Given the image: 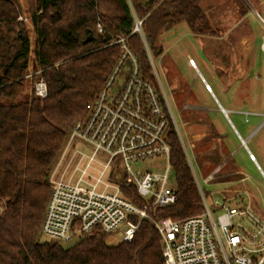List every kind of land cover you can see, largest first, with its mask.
<instances>
[{
  "label": "trees",
  "instance_id": "obj_1",
  "mask_svg": "<svg viewBox=\"0 0 264 264\" xmlns=\"http://www.w3.org/2000/svg\"><path fill=\"white\" fill-rule=\"evenodd\" d=\"M26 1L33 47L20 0H0V264H164L161 235L147 219L131 241L114 245L102 231L72 243L41 239V226L68 134L124 51L115 41L124 37L141 75L158 87L148 49L161 53L160 35L180 22L197 35L213 33L202 0ZM40 78L47 96L26 97V79L33 85ZM168 141L178 199L152 212L177 220L200 213L203 201L172 120Z\"/></svg>",
  "mask_w": 264,
  "mask_h": 264
},
{
  "label": "built area",
  "instance_id": "obj_2",
  "mask_svg": "<svg viewBox=\"0 0 264 264\" xmlns=\"http://www.w3.org/2000/svg\"><path fill=\"white\" fill-rule=\"evenodd\" d=\"M119 41L124 51L116 67L87 102L86 117L70 130L51 172L41 233L72 243L94 231L112 233L121 227L122 240L131 241L147 219L161 235L164 264H264V218L251 204L210 205L201 188L203 210L196 215L176 220L152 212L178 199L176 186L170 185L168 127L173 119L164 92L141 75L124 37ZM148 55L152 59L149 49ZM127 63L128 72L117 83ZM35 94L47 96L43 78L35 82ZM161 156L168 161L163 171L134 168Z\"/></svg>",
  "mask_w": 264,
  "mask_h": 264
},
{
  "label": "rangeland",
  "instance_id": "obj_3",
  "mask_svg": "<svg viewBox=\"0 0 264 264\" xmlns=\"http://www.w3.org/2000/svg\"><path fill=\"white\" fill-rule=\"evenodd\" d=\"M256 1L234 0L231 3V0H205V11L213 33L196 35L186 22H180L165 33L162 39L164 53L154 54L151 64L156 82L166 96L167 108L182 145L186 147L199 183L206 191L208 203L212 205L215 199L231 197V203L238 204L242 203L243 198L244 204H251L264 217V177L249 152L240 147L239 142L233 141L229 124L216 109L214 97L228 105L231 98L237 97L238 104L233 108L239 110H264V21L255 12L254 8L258 7ZM260 1L264 4V0ZM20 2L22 14L19 19L26 23L33 47L36 32L32 27L28 4L26 0ZM249 9L247 18H243L244 12ZM259 12L264 18V10L259 9ZM32 64H35L33 53L30 56ZM127 72L128 65L125 64L116 82H122ZM26 80L25 92L28 97L32 91L35 92V84ZM173 88L176 93H181L176 98ZM113 90H116L115 85ZM186 91L190 93L188 102L208 108L205 119L195 116L202 114L197 109L182 108ZM209 118L226 133L232 142L231 147L236 150L234 158L216 174L211 170L217 162L222 161L223 155L217 149H207L201 135L198 136L208 128ZM229 118L244 138L263 119L236 111L229 113ZM247 145L264 171V128L249 139ZM167 165L166 157L161 156L134 165V168L163 171ZM210 171L212 178L208 176ZM175 183L174 173L171 172L170 185L176 186ZM40 238L49 239L42 233ZM121 240V227L109 233L106 239L111 245Z\"/></svg>",
  "mask_w": 264,
  "mask_h": 264
},
{
  "label": "crops",
  "instance_id": "obj_4",
  "mask_svg": "<svg viewBox=\"0 0 264 264\" xmlns=\"http://www.w3.org/2000/svg\"><path fill=\"white\" fill-rule=\"evenodd\" d=\"M257 2V6L258 7H253L254 9H255V12L260 16V18L264 21V18L262 17V15L260 14V12H259V9L262 11V9L264 10V4L260 1V0H257L256 1ZM205 0H202V2H201V6H202V8L204 9V11H205ZM231 3H234V0H231ZM205 13H206V11H205ZM250 13V9L247 11V12H244V15H242L243 16V18H247L246 17V15L247 14H249ZM207 15V14H206ZM177 25V24H176ZM175 26V25H174ZM173 28V27H172ZM172 28H170V29H172ZM170 29H168V30H166L164 33H162L161 35H160V37H159V39L157 40V45H159V46H161L162 47V51H161V54H163L164 53V47H163V43H162V39H163V36L165 35V33L167 32V31H169ZM195 34V33H194ZM197 35V34H196ZM262 50H263V47H262ZM150 51V50H149ZM264 51V50H263ZM150 53H151V51H150ZM151 56H153L152 55V53H151ZM151 62H152V59H151ZM193 63V62H192ZM173 90H174V96H175V98H176V96L178 95V94H181V93H176V90L173 88ZM186 99H185V101L182 103V108H184V109H187V110H192L193 108L196 110L197 109V111L199 112V113H202V114H198V115H195V116H198L199 117V119H205V115L204 114H206L205 113V111L208 109L207 107H202V106H200V105H197V104H195L194 102H188V99H189V96H190V93L188 92V91H186ZM214 97H215V103H216V105H217V110L219 111V112H221V114L223 115V117H225L226 118V120H227V122H228V124H229V127H230V129H231V134H232V136H233V141H237V142H239V146L240 147H242V148H245L248 152H249V155H250V158L257 164V166H258V168L260 169V171H261V173H262V175H263V177H264V171L262 170V168L260 167V165H259V163L257 162V160H256V157L254 156V154L249 150V148H248V145H247V143H248V140L249 139H251V138H253V136H255L256 134H258V131H260L261 129H263L264 128V110L263 111H261V112H256V111H244V110H239V109H237V108H233L234 106L233 105H237L238 104V98L237 97H235V98H231L230 99V101H229V103H230V105H228V104H222L221 103V101L218 99V97L217 96H215L214 95ZM234 112V111H236L237 113H242V114H244V115H257V116H261L263 119H262V121L255 127V128H253L249 133H248V135H247V137L246 138H244V137H242V135L240 134V132L238 131V129L236 128V126L234 125V123L231 121V119L229 118V113H231V112ZM200 116H203V117H200ZM173 122V121H172ZM174 124V123H173ZM174 127H175V125H174ZM208 128H206V129H204V131H202L200 134H198V136H200L201 135V139L203 140L202 142H203V144L205 145V147H209V148H207V149H209V150H213V149H217V150H219L221 153H222V155H223V158H222V161L220 162H217V164L213 167V169L211 170L213 173H214V171H215V174L216 173H218V172H220V171H222V169H224L226 166H227V164L229 163V160L230 159H232V158H234V155H235V149L234 148H232L231 146H232V142H230L229 141V138H228V136L226 135V133L224 132V131H222L215 123H214V121L211 119V118H209V124H208V126H207ZM176 129V128H175ZM208 129V130H207ZM177 131V130H176ZM178 133V132H177ZM180 138V137H179ZM181 140V139H180ZM182 143V142H181ZM183 146V145H182ZM184 148V151H185V154H186V158L189 156V154H188V152H187V149H186V147H183ZM188 155V156H187ZM189 158H190V156H189ZM191 159V158H190ZM187 161H188V164H189V160H188V158H187ZM189 166H190V164H189ZM190 169H191V171H193L192 170V168H191V166H190ZM209 172L208 173V176L210 177L211 176V178H212V172ZM194 172H195V169H194ZM192 174H193V177H194V180H195V182H196V184H197V186H198V189H199V192H200V189L202 188L201 187V185H200V183H199V180H198V178H197V176H196V173H193L192 172ZM176 184V183H175ZM176 188H177V186H176ZM204 190V189H203ZM204 193H205V197H206V199H207V201H208V198H207V196H206V191L204 190ZM201 194V193H200ZM235 196V195H234ZM202 197V196H201ZM233 197V196H232ZM235 197H237V196H235ZM231 197L230 198H225L224 200H219V199H215V201H220V202H227V203H229V204H231V205H242V204H244L245 202H244V200H243V198H241L242 200H241V202L242 203H240V202H238V204H232L231 203ZM214 201V202H215ZM214 202H213V204H214ZM212 204V205H213ZM254 208V207H253ZM255 209V208H254ZM255 211L256 212H258L256 209H255ZM259 213V212H258ZM260 214V213H259ZM261 215V214H260ZM262 216V215H261ZM263 217V216H262ZM264 218V217H263Z\"/></svg>",
  "mask_w": 264,
  "mask_h": 264
},
{
  "label": "water",
  "instance_id": "obj_5",
  "mask_svg": "<svg viewBox=\"0 0 264 264\" xmlns=\"http://www.w3.org/2000/svg\"><path fill=\"white\" fill-rule=\"evenodd\" d=\"M137 28H140V24H139V22H138ZM91 37H92V35H90V36L87 38V40H89Z\"/></svg>",
  "mask_w": 264,
  "mask_h": 264
}]
</instances>
